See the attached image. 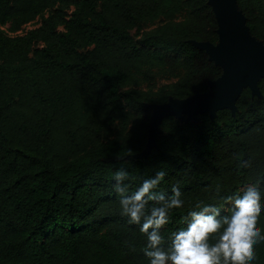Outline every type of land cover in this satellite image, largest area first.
Here are the masks:
<instances>
[{"label":"trees","instance_id":"1","mask_svg":"<svg viewBox=\"0 0 264 264\" xmlns=\"http://www.w3.org/2000/svg\"><path fill=\"white\" fill-rule=\"evenodd\" d=\"M236 5L264 45V0ZM216 30L208 0H0V264H148L112 191L122 165L133 187L160 169L161 189L181 186L187 206L165 231L215 185L226 194L264 173V78L234 112L164 117L156 147L134 157L147 104L207 92L222 74L193 44H216ZM253 264H264V242Z\"/></svg>","mask_w":264,"mask_h":264},{"label":"clouds","instance_id":"2","mask_svg":"<svg viewBox=\"0 0 264 264\" xmlns=\"http://www.w3.org/2000/svg\"><path fill=\"white\" fill-rule=\"evenodd\" d=\"M166 174L160 169L133 187L137 178L126 167L112 173L119 215L139 226L148 264H253L256 245L264 242L259 223L264 215V173L226 194L222 185H215L209 201L193 202L179 225L165 231L174 212L187 206L180 185L173 184L170 191L160 188ZM129 246L135 250L134 244Z\"/></svg>","mask_w":264,"mask_h":264},{"label":"water","instance_id":"3","mask_svg":"<svg viewBox=\"0 0 264 264\" xmlns=\"http://www.w3.org/2000/svg\"><path fill=\"white\" fill-rule=\"evenodd\" d=\"M208 3L217 22L218 43L200 41L193 44L205 50L209 60L222 68V74L208 83L207 92L147 104L151 110L147 141L143 150L134 155L136 158H145L156 147L164 117L186 115L188 119L197 120L199 114L208 113L213 118L220 109L236 111V101L244 87H248L252 95L261 94L258 81L264 78V45L250 35L236 0H208Z\"/></svg>","mask_w":264,"mask_h":264},{"label":"rangeland","instance_id":"4","mask_svg":"<svg viewBox=\"0 0 264 264\" xmlns=\"http://www.w3.org/2000/svg\"><path fill=\"white\" fill-rule=\"evenodd\" d=\"M44 15H48V12H46ZM40 21H41V16L37 17L34 21H32V22L24 25L22 27V29L20 31H18V32L21 33V32H24L26 30H29V29H31L33 27H36L37 25H39ZM161 22H162V19H158V20H155L153 22H149L147 24H141L140 27H139V32L141 33L143 31L149 30L150 28H152L153 26H156V25L160 24ZM137 31H138L137 29H134V30H132L131 33L134 36H136V32ZM165 83H166L165 81L161 80V81H158L155 84V86H146V85H143L139 89H143L145 91H148V90H154V91H156L157 89H159L161 87V85H163Z\"/></svg>","mask_w":264,"mask_h":264}]
</instances>
